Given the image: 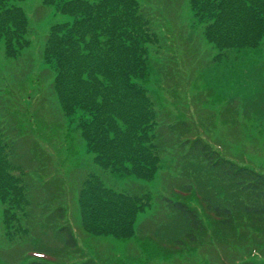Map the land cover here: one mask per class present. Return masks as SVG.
<instances>
[{
    "label": "trees",
    "instance_id": "1",
    "mask_svg": "<svg viewBox=\"0 0 264 264\" xmlns=\"http://www.w3.org/2000/svg\"><path fill=\"white\" fill-rule=\"evenodd\" d=\"M23 1L0 0V41L9 58H17L34 34L21 4ZM42 1L71 19L51 25L41 55L43 63L54 73L49 87L56 96L58 113L75 128V131L68 129V133L64 131L63 138L73 141L70 135L75 133V140H81L94 155L93 164L101 170L87 172L79 185L77 200L82 229L89 234L130 238L135 234L138 214L157 197L186 224L182 237L165 244L168 249L181 251L198 238L208 236L206 225L216 235L214 232L219 229L234 231L245 217L263 223L264 171L221 153L214 147V144L219 146L215 141L194 133L197 128L192 121L169 119L167 110L163 117L164 109L157 97L155 100L153 93L146 90L151 76H165L167 68L175 72L179 68L180 59L167 47L171 41L166 34V23L172 15L163 20L140 0ZM167 1L169 5L171 0ZM174 2L176 11L183 0ZM188 3L192 19L205 23L202 32L205 40L218 50L212 63L219 65L229 59V51L242 53L259 49L264 39V0H188ZM163 4L166 6L167 2ZM173 21L178 23L174 16ZM161 29L164 33L160 36ZM24 35L29 36L28 40ZM183 41L193 42L189 36ZM155 45L156 49L151 50L150 46ZM198 64L197 68H209V64L201 61ZM177 77L180 81V74ZM12 108L11 102L0 100V203L3 206L0 225L3 240L31 245L14 262L99 264L96 258L81 252L74 228L67 221L61 195L65 188L55 178L59 173H43L51 156L41 140L23 132L26 128L10 124L5 113L12 112ZM37 124L34 120L32 125L37 127ZM172 134L175 136L168 138ZM46 138L52 137L46 134ZM175 148L186 150L192 156L193 165L183 168L186 182H177L165 196L163 192H152L147 186L136 184L142 191L138 195L108 185L102 177L107 173L109 181L134 178L150 182L156 172H166L169 157L178 158L173 155ZM202 175L211 185L208 188L214 190L201 188L204 178L199 177ZM40 198L49 205L47 210L38 212L42 215L48 212L51 232L48 235L52 238L48 241L38 238L43 244L38 247L33 246L30 225L37 220L35 207L39 206ZM38 221L42 223L39 217ZM107 224L112 226V232H107ZM55 237L58 246L49 249L47 244ZM263 254L261 258L246 257L237 263L264 264ZM65 255L76 258H63ZM1 257L0 262L13 264L9 258L2 260Z\"/></svg>",
    "mask_w": 264,
    "mask_h": 264
},
{
    "label": "rangeland",
    "instance_id": "2",
    "mask_svg": "<svg viewBox=\"0 0 264 264\" xmlns=\"http://www.w3.org/2000/svg\"><path fill=\"white\" fill-rule=\"evenodd\" d=\"M140 1L162 16L163 20L172 15L169 17L170 21L166 23L168 26L166 34L171 41L167 47L180 59L179 68L177 72L167 68L165 76L158 77L157 74L151 76L146 84V90L153 93L155 100L157 97L160 107L164 109L163 117L168 113L169 119L192 121L194 128H197L194 133L203 134L210 138L208 140L215 141L219 146L214 144V147L219 148L221 153L237 157L263 172L264 39L259 49L242 53L229 51L227 56L229 59L216 65L212 60L216 58L218 50L203 36L205 23L192 19L193 13L188 0H183L181 8L176 11L174 0H171L169 5L167 0ZM164 1L167 2L166 6L163 4ZM21 4L34 34L30 37L24 35V39L28 40L29 37L31 42L15 59L7 57L4 43L0 41V100L12 104V112L5 113L10 124L26 128V131L21 130L31 138L41 140L46 152L51 156V159H48L46 173L42 171L45 175L59 173L60 177L55 178H58L65 188L61 195L64 197L66 217L74 228L81 252L85 256L96 258L99 264H238L237 260L246 257L261 258L260 254L264 253V222L255 221L254 218L248 220L246 217L235 226L234 231L219 229L214 232L216 235H213L211 227L206 225V218L208 236L198 238V241L191 242L181 251L168 249L165 244H172L182 237L186 224L158 197L155 200L153 198L138 214L134 223L135 234L130 238L115 237L113 234H89L82 229L77 200L79 185L87 172L95 170L100 173L101 170L93 164L94 155L86 150L81 140H75V133L70 135L73 141L63 138L64 131L68 133V129L75 131V128L69 126L67 120L58 113L56 96L49 87L54 73L41 60L45 37L51 25L71 19L60 14L57 7L44 5L42 0H25ZM173 16L178 23H174ZM183 32L186 34L181 35ZM158 33L160 36L163 35V29L158 30ZM188 36L193 41L190 44L183 41ZM150 48L154 51L156 45ZM164 53L167 57L166 52ZM199 61L209 64V68H197ZM34 120L38 121L37 127L32 125ZM50 128L59 130L50 133L48 131ZM46 134L52 138L47 139ZM166 135L167 133L163 138ZM174 136L172 134L168 138ZM175 151L173 155L178 158L167 159L165 178L162 171L156 172L150 182L136 181L134 178L109 181L107 173L102 177L108 185L137 192L138 195L142 191L136 184L147 186L152 192H163L162 196H165L177 182H186L183 168H192L193 165L192 156L187 154L186 150L175 148ZM199 167L206 168L204 165ZM188 172H192L193 175L195 173L192 169ZM179 175L183 176L180 180L174 179ZM201 178H204V185L200 183L203 190H214L208 188L211 185L204 175L199 177L200 180ZM46 201L40 198L39 206L35 207L37 220L30 225L33 246L43 245L37 241L38 238L42 241L52 238L48 235L51 233L48 231L47 220L50 218H47L48 212L43 215L38 212L49 208ZM191 205L201 211V207L195 201H191ZM38 217L42 223L38 221ZM2 218L3 206L0 203V222ZM106 230L108 233L112 232V226L107 224ZM45 231L48 233L39 235ZM2 234L0 225L1 259L5 260L7 257L10 262L16 264L14 261L17 260L18 254L24 248H31V245L10 243L3 240ZM47 246L54 250L58 246V239L55 237ZM46 258L51 257L48 255ZM63 258L76 257L65 255Z\"/></svg>",
    "mask_w": 264,
    "mask_h": 264
}]
</instances>
